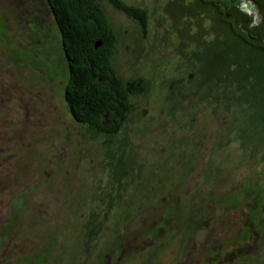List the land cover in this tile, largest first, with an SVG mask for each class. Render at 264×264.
<instances>
[{
	"label": "rangeland",
	"instance_id": "1",
	"mask_svg": "<svg viewBox=\"0 0 264 264\" xmlns=\"http://www.w3.org/2000/svg\"><path fill=\"white\" fill-rule=\"evenodd\" d=\"M124 1L147 10V34L131 64L125 45L135 47L141 29L104 0L119 36L113 65L123 77L152 79L131 97L125 134L136 161L154 164L98 215L86 253L87 220L109 204L105 136L91 138L68 112V70L47 2L0 0V264H264V158L249 159L236 142L214 150L221 117L211 105L165 115L168 82L187 72L178 67L184 21L167 10L170 0ZM195 113L197 125L184 126ZM36 217L48 221L42 230L32 229Z\"/></svg>",
	"mask_w": 264,
	"mask_h": 264
},
{
	"label": "trees",
	"instance_id": "2",
	"mask_svg": "<svg viewBox=\"0 0 264 264\" xmlns=\"http://www.w3.org/2000/svg\"><path fill=\"white\" fill-rule=\"evenodd\" d=\"M46 1L60 32L68 70L63 93L68 112L74 122L86 128L91 138L98 134L105 136L101 149L110 167V189L104 192L105 202L109 200V204L102 205L104 210L100 214L92 212L87 220L82 245L83 251L88 253L102 222L96 219L98 215L110 212L114 199L121 202L131 194L133 190L128 188L126 179L136 184L137 176L143 177L152 170L149 167H153L154 162L146 165L136 161L138 154L128 150L133 147L125 134L129 115L136 109L131 97L147 93L152 79L136 74L123 77L115 69L113 58L119 36L109 21L104 0ZM106 1L141 29L135 47L125 45L131 55L130 63L135 64L147 34V10L124 0ZM254 2L264 16V0ZM234 9L226 10L229 17H225L222 11L217 14L213 10L210 0H170L167 10L180 17L178 22L184 21L177 29L178 53L182 59V66L178 64V67L187 72L186 76L173 77L168 82L165 115L175 120L179 112L188 108L211 105L213 113L221 117L211 147L217 150L236 142L249 159L264 158V25L255 31L257 26L250 27L252 13H246L239 6ZM203 16L207 17L209 25L202 23ZM192 18L195 31H192ZM247 32L255 39L249 38ZM189 42L194 47L189 48ZM185 117L184 126L197 125L196 113ZM163 156L159 157L158 164L164 162ZM32 221H36L32 223L36 231L41 225L44 227L43 223H48L38 217Z\"/></svg>",
	"mask_w": 264,
	"mask_h": 264
},
{
	"label": "flooded vegetation",
	"instance_id": "3",
	"mask_svg": "<svg viewBox=\"0 0 264 264\" xmlns=\"http://www.w3.org/2000/svg\"><path fill=\"white\" fill-rule=\"evenodd\" d=\"M44 1V0H43ZM46 1V0H45ZM47 2V1H46ZM211 2V6L213 8V10L217 13V14H220L221 11L223 12L224 16L225 17H229V13L226 12V10H231L233 9V11H235V6H239V8L241 10H243V7L246 6L247 3H252L254 5H258L254 2V0H210ZM259 6V5H258ZM255 11L257 12V14H255ZM246 13L248 14H252L253 16V20L251 21L250 23V27L252 28L253 26H257L254 30L255 31H258V30H261L263 28V25H264V22H263V19H264V16L261 12V9L259 8L258 10H254V11H245ZM234 24V22L232 23ZM243 32H245L246 30H244V28H242ZM248 33V32H247ZM255 39V36L253 38V40ZM219 255V254H218ZM200 259V260H198ZM224 259V258H223ZM222 259V260H223ZM221 260V261H222ZM197 261H201V258L200 257H197ZM209 261H211L210 263L208 262V264H215V263H218V257H215V259H210ZM218 261V262H217ZM220 261V262H221Z\"/></svg>",
	"mask_w": 264,
	"mask_h": 264
},
{
	"label": "water",
	"instance_id": "4",
	"mask_svg": "<svg viewBox=\"0 0 264 264\" xmlns=\"http://www.w3.org/2000/svg\"><path fill=\"white\" fill-rule=\"evenodd\" d=\"M256 9L258 10L259 9V6L258 5H254L252 3H247L246 6L243 7V10L244 11H247V10L254 11ZM248 37L251 38V39L254 38V36H252L250 33H248ZM99 43H97L96 45H98Z\"/></svg>",
	"mask_w": 264,
	"mask_h": 264
}]
</instances>
